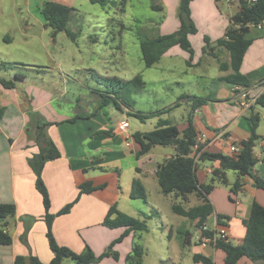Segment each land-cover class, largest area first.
Wrapping results in <instances>:
<instances>
[{
    "label": "crops",
    "instance_id": "0c3cea01",
    "mask_svg": "<svg viewBox=\"0 0 264 264\" xmlns=\"http://www.w3.org/2000/svg\"><path fill=\"white\" fill-rule=\"evenodd\" d=\"M237 11L236 0H226L224 7L221 6L220 0H193L190 3V14L197 33L189 36V41L192 46L196 43L197 47H193L192 59L189 60V54L177 46L164 54L162 59L180 56L190 67L200 66L204 57L215 60L218 75H202L196 78L206 83L221 82L220 88L216 93L209 92L203 97L196 94L201 91L204 93L207 87L192 84L188 89V97L183 99L189 111L182 124L176 127L183 131L188 118H191L196 131V141L203 151L230 156V147L247 140L250 135L246 117L250 108L253 109L260 119L257 128L259 139L253 151L258 159L254 172L264 178V23L260 27H250L245 36L250 45L244 55L240 74L249 82L248 88L232 87L221 80L233 73L230 67L224 71L219 68L220 65H228L230 62L225 49L212 45L210 53L202 52L204 38L207 37L212 44L221 39L229 19ZM206 65L207 70L211 64L208 62ZM62 71L55 68L37 72L33 78L41 85L37 96L36 89L32 86H28L29 89L24 88L25 96H22L15 83L14 89H5L0 85V204H12L16 209L15 223L9 228L12 243L8 246L0 245V264H13L17 256L23 257L25 264H30V255L44 264H48L53 258L46 238L42 198L35 188V176L27 164L28 158L39 152L31 139L35 135L34 125L30 127L33 130L28 129L29 113H38L42 120L53 123L48 127L47 135L60 152V157L47 162L42 171V180L50 199L49 213L55 215L64 206L72 203L78 197L81 185L89 183L94 188L90 193L79 196L68 214L54 219L52 234L59 246L77 254L82 253L86 246L95 256L107 252L108 247L125 231V228L110 229L102 225L109 208L115 205L120 211L121 203L131 201L133 180H139L145 187L148 178L155 177L156 167H150L152 162L149 154L139 160L135 158L139 148L131 136L142 131L131 132L129 126V136H119L115 126H111L100 116L99 106L91 113L55 115L49 108L50 100L46 99L48 94L41 90L48 84L57 86L60 82H70L63 78L65 73ZM17 76L22 78L20 83L23 84L25 77ZM31 88L34 92L30 94ZM192 97L205 98L207 101L198 109L192 110ZM76 116L80 119L73 123L68 122ZM171 156L168 155L165 159ZM218 167L217 162H199L196 168L198 183L206 184V180L211 177V171ZM228 183L233 184L229 181ZM216 191L214 188L208 195L214 213L205 222L206 226L210 230L224 229L228 234V242L239 245L245 235L242 221L248 218L253 201L264 207V192L254 188L252 179L248 176L242 179V188L237 193L227 195L229 204L223 201L224 196H219ZM159 198L167 199L161 195ZM173 201H169V208L174 204ZM121 213L131 216L125 212ZM217 216L222 217L219 222L216 221ZM24 218L32 219L26 234L28 246L21 241L25 231ZM195 223L196 221L191 222L190 229H176L178 235L181 232V245L191 251L192 257L200 255L211 258L213 264H224L222 251L201 245L202 234L200 229L195 227ZM133 237V233L128 234L112 248L111 252L117 255L116 260L110 252L96 264H125V258L131 252L128 247L124 249L125 243L129 242L130 245ZM251 263L248 259H242L238 264Z\"/></svg>",
    "mask_w": 264,
    "mask_h": 264
},
{
    "label": "rangeland",
    "instance_id": "374dc122",
    "mask_svg": "<svg viewBox=\"0 0 264 264\" xmlns=\"http://www.w3.org/2000/svg\"><path fill=\"white\" fill-rule=\"evenodd\" d=\"M45 1L0 0V78L12 80L22 96H25L23 89L32 86L37 96L41 85L33 79L36 71L62 69L65 73L63 78L70 82H60L57 86L48 84L41 90L48 94L46 99L50 100L49 108L57 116L91 113L99 106L100 116L111 126L125 118L131 132H150L156 128L157 117L141 122L127 113L149 115L172 108L160 118L180 126L189 111L185 100L192 84L207 87L204 93L201 91L196 94L202 96L209 92L216 93L221 86V82L206 83L196 78L218 75L216 62L210 57H204L198 67H190L180 56H174L163 58L150 69L144 68L139 46L141 32L146 37L174 33L179 27L178 0H126L123 7L112 9L91 4L89 0H55L75 9L67 24V29L77 34L75 42L64 32L57 33L53 38L51 29L44 27L40 9ZM225 2L220 0L222 7ZM153 6L160 9H154ZM193 47H197L196 43H193ZM208 62L211 66L206 70ZM15 74L25 77L23 84L14 79ZM137 75L142 76L145 87L140 92L127 95L129 109L125 110L119 103L121 113L112 102L100 107L108 98L107 92L113 88L119 89L114 80L128 81ZM33 88L30 94L34 92ZM176 104L180 106L174 108ZM40 120L44 121L38 113L28 114L29 127ZM149 155L152 162L150 167L155 168L166 156L173 155V149L156 147ZM235 178L234 173H227L230 183ZM210 179L206 180V184ZM230 187L229 183L227 186L215 187L227 204L230 203L227 199V195L231 194ZM145 188V201L131 200L119 206L121 212L144 221L147 228L140 237L134 235L130 245L126 242L124 249L128 247L132 250L134 244L143 248L142 264H195L191 251L181 245V236L176 230L190 229L191 221L173 214L168 206L170 200L177 204L180 200L163 195L153 176L145 182ZM159 195L167 199H160ZM196 204V198L190 196L183 206L187 209ZM62 264L72 262L64 259Z\"/></svg>",
    "mask_w": 264,
    "mask_h": 264
},
{
    "label": "trees",
    "instance_id": "16d2710c",
    "mask_svg": "<svg viewBox=\"0 0 264 264\" xmlns=\"http://www.w3.org/2000/svg\"><path fill=\"white\" fill-rule=\"evenodd\" d=\"M193 0H178L177 18L179 21L178 29L170 35H159L153 37H146L143 32L140 35V51L141 58L145 69H150L158 64L164 54H166L173 47H179L182 51L189 54V60L192 59L194 50L189 41V36L195 35L197 29L191 19L190 3ZM91 4H98L102 7L112 9L118 6L123 7L126 0L120 2H110L108 0H89ZM238 11L229 19V24L221 39L214 44L205 37V46L202 49L203 53L207 51L210 53L212 45L225 49L230 57L228 65H220V70L224 71L231 68L232 74L223 77L221 80L232 87L248 88L249 82L240 74V67L242 65L244 55L250 45V41L245 38L250 27H260L264 23V0H236ZM154 9H160L153 6ZM74 8L57 3L52 0H46L40 13L44 19V27L51 29V36L54 38L57 33L64 32L66 36L75 42L77 34L67 29L68 21L70 20ZM124 12V9L121 8ZM207 50V51H206ZM37 70L36 72H39ZM14 79L20 81L14 75ZM119 89L113 88L107 92L106 98L100 107L112 102L114 107L122 111L120 104L124 108L129 109L130 105L127 102V95L130 93H137L144 89L145 83L141 75H137L131 80L121 81L114 80ZM0 85L5 89H14V82L12 80L0 79ZM191 109L195 110L201 107L207 99L192 97ZM120 103V104H119ZM178 104L174 106L177 107ZM172 108L158 111L153 114L143 115L140 112L127 113L141 122L146 119L157 117L156 128L150 132H136L131 136L132 141L138 146V151L135 153L136 160L148 155L155 147H169L173 149V155L165 159L162 163L156 166L154 173L155 179L163 195H171L175 200H180V203H174L170 210L173 214L186 218L191 222L196 221L195 227L201 229L203 224L214 213L212 204L208 199V195L213 189L219 186H227V173L232 172L236 178L230 187V193H237L242 188V179L246 176L250 177L254 188L264 192V178L254 172V166L258 159L254 156V148L259 137L257 135V128L259 124V115L250 108L246 120L249 125L250 135L247 140L239 142L236 146L240 148L238 154H231L230 156L221 153H208L203 151L202 146H199L196 141V131L193 127L191 118L187 120V126L183 131H179L175 125H172L167 120L160 118L161 115L169 112ZM2 110H0V113ZM34 114V113H29ZM80 117L76 116L68 122L73 123ZM36 122V121H35ZM35 128V135L32 138L38 148L39 152L36 155L28 158L27 164L35 176V188L42 198L44 208V222L46 224V238L48 247L53 254L52 260L48 264H62L64 259H68L72 264H96L112 251L113 245L120 243L128 234L141 236V233L147 231L144 221L125 215L117 210L115 205L111 206L102 222L104 227L110 229L125 228L123 235H121L114 243H112L107 252L100 256H95L92 250L86 246L82 253L77 254L66 247L59 246L52 234V223L58 216L68 214L72 207L77 203L79 196L88 194L94 188L85 183L79 187L78 197L70 204L64 206L57 214L49 213L50 199L46 186L42 180V171L44 165L56 160L60 157L54 142L48 137L47 129L53 123L38 121L33 124ZM32 125V126H33ZM31 129L30 127L28 128ZM199 162H217L218 168L211 171V179L208 184L200 185L196 178V168ZM190 196L196 198L198 204L184 208L185 203ZM147 197L146 188L139 180H133L131 184L130 199L145 201ZM16 209L12 204H0V245L8 246L12 243V238L9 234V228L15 223ZM222 219L217 216L216 220ZM25 231L21 236V241L25 246L26 234L29 229V224L32 219L24 218ZM245 228L244 238L239 245H233L229 242L218 240L212 244L213 248L224 253L225 264H238L242 259H248L255 264H264V207L256 201H253L250 208V213L247 219L242 221ZM181 235V232H179ZM203 236H208L207 232L202 233ZM185 237V236H184ZM113 258L116 260L117 255L111 252ZM144 257L143 248L134 244L131 252L125 258V264H142ZM30 264H44L36 257L30 255ZM195 263L213 264L211 258L196 255L193 257ZM13 264H25V259L17 256Z\"/></svg>",
    "mask_w": 264,
    "mask_h": 264
},
{
    "label": "built area",
    "instance_id": "2783aa9c",
    "mask_svg": "<svg viewBox=\"0 0 264 264\" xmlns=\"http://www.w3.org/2000/svg\"><path fill=\"white\" fill-rule=\"evenodd\" d=\"M251 1H255V0H251ZM115 129H116V133L119 136H123L124 138L128 137V129H129V124L127 119H120V121L116 122L115 124ZM262 147H263V153H264V142L262 143ZM240 148L237 146H231L230 147V153L235 155L239 153ZM263 153L261 156H263ZM217 221V220H216ZM201 234L203 232H207L209 235L208 236H201L200 238V242L201 245L204 247H213L212 244H215L218 240H223L228 242L229 238H228V234L224 229H218V228H214L212 230L208 229V227L206 226V223L203 224L202 228L200 229Z\"/></svg>",
    "mask_w": 264,
    "mask_h": 264
}]
</instances>
